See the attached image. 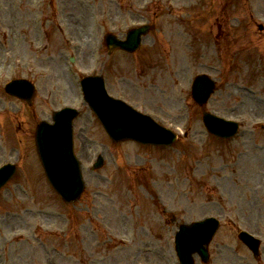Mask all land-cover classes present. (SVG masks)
<instances>
[{"label": "rangeland", "instance_id": "obj_1", "mask_svg": "<svg viewBox=\"0 0 264 264\" xmlns=\"http://www.w3.org/2000/svg\"><path fill=\"white\" fill-rule=\"evenodd\" d=\"M164 1L168 0H157L155 6ZM192 1L171 0L172 4L185 6V14L192 16L186 19L180 16L174 21L165 17L164 22L168 24L162 36L164 42L144 45L133 63L122 55L115 56L118 70L134 77V65L138 63V69L143 70L144 57L156 63L161 48V62L165 66L161 91L150 84L143 91L137 85L131 91L141 90L137 97L145 102L144 109L155 112L157 120L181 132L177 143L160 148L130 141L114 144L92 118L91 123L88 121L90 116L84 107L85 117L76 124V148L83 159L85 193L80 200L66 203L44 183L38 186L40 197L34 196L33 200L29 185L16 179L8 184L0 193V264H178L173 246L178 224L208 215L218 216L223 223L211 244L209 264H228L235 263L228 254L231 251L224 254L221 249L226 239L234 243L230 240L236 230L230 218H237L241 211V222L258 218L264 228V129L257 124L260 120L264 123V101L259 100V91L242 87L246 80L254 79L252 67L233 71L231 66H224V60L221 64L215 58L218 53L235 58V44L240 38L244 41V30L255 43L263 39L264 32L259 33L258 25L264 23V0H203L208 13L201 19L198 17L203 12L197 7L188 12L187 6ZM45 2L52 7L43 6ZM148 2L0 0V13H5L0 19L4 23L31 20L35 4L39 20H45L46 14L52 15L54 22L43 23H47V28L51 23L58 31L56 24L64 18L66 30L58 33L50 28L53 46L50 43L49 49L22 47L21 53L27 58L15 68L12 65L15 44L6 42V47L0 44V83L15 75L16 70V74L22 70L30 74L40 89L41 97H34L35 107L37 111L40 107L46 111L29 114L30 108H27L20 117L11 116L9 124L14 133L5 134L0 161L12 160L18 154L16 149L20 154L22 149L21 161H28L33 170L29 177L33 175L39 181L35 173L38 174L41 162L33 138L37 120L49 119L51 111L62 104L80 107L77 77L93 70L92 52L99 32L105 29L123 34L141 19L143 5ZM211 24L212 33L208 29ZM178 36L182 41L192 42V49L183 47ZM30 38L37 46L36 36L31 33ZM63 51L67 55H79L78 63H69L77 74L69 72L68 75ZM213 58L218 68L210 67ZM203 72L219 83V90L205 107L194 103L190 93L193 77ZM154 78L158 79L157 73ZM126 82L129 88L133 86ZM68 83L73 87L70 98L62 93ZM204 108L242 121L240 138L228 141L209 134L202 120ZM84 128L85 135H82ZM89 135L96 139L89 140ZM8 139L14 143V151L8 148ZM104 147L109 149L104 153L106 164L96 173L92 172L88 165ZM25 152L31 153L27 161ZM113 153L118 164L114 163ZM42 173L44 176L41 168ZM129 173H136L137 179ZM133 179L138 180V185L135 186ZM159 195L160 205L156 204ZM162 214L166 215L165 220L161 219ZM234 222L235 226L239 224L237 220ZM237 247L233 249L245 254L240 245ZM196 263L203 264L197 256Z\"/></svg>", "mask_w": 264, "mask_h": 264}, {"label": "water", "instance_id": "obj_2", "mask_svg": "<svg viewBox=\"0 0 264 264\" xmlns=\"http://www.w3.org/2000/svg\"><path fill=\"white\" fill-rule=\"evenodd\" d=\"M139 35H137V40L130 38L127 43L115 42L117 44H123L124 46H136L139 40ZM98 78H87L84 80V88L87 99L93 105V108L98 112L100 118L104 121L113 137L117 140L135 137L143 141L150 142H167L169 139H164L165 136L170 137L167 131L162 127L154 123L150 118L142 115L138 112H134L128 108L124 103L119 101H114L109 98L106 93H104L103 86ZM201 80L196 82V93L197 99L204 101L208 96L210 91L199 92ZM62 113L56 115L57 122H61L59 119ZM74 115L66 116L62 128L41 125L38 130L37 140L38 146L41 153V157L46 165L47 171L50 177L54 180L56 178V171L60 168L64 173L67 174L69 171L70 177L76 179L77 167L74 166L73 161V145H72V127L70 120ZM207 123L213 125L217 120L215 117L208 115L206 117ZM161 138V140H160ZM9 176L8 172L0 173V185ZM80 179V177H79ZM73 182L70 186H73ZM73 187L63 186L61 187L62 194L67 196V198H73L72 193ZM201 226L195 225L193 230H183L179 234V238L186 242L189 238L191 241L188 247H184L183 243L180 242L178 247L182 260L185 264H193V259L191 257L194 250L202 251L203 255H207V251L204 248L203 243L209 241L212 234L213 225H210L204 238H194L197 229ZM192 233V235H190ZM188 234V235H186Z\"/></svg>", "mask_w": 264, "mask_h": 264}, {"label": "bare ground", "instance_id": "obj_3", "mask_svg": "<svg viewBox=\"0 0 264 264\" xmlns=\"http://www.w3.org/2000/svg\"><path fill=\"white\" fill-rule=\"evenodd\" d=\"M72 90H73V89L71 88V89H70V95H71ZM70 95H67V96H70Z\"/></svg>", "mask_w": 264, "mask_h": 264}]
</instances>
